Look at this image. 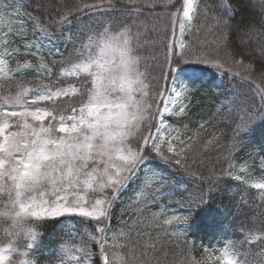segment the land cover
<instances>
[{
  "label": "trees",
  "instance_id": "obj_1",
  "mask_svg": "<svg viewBox=\"0 0 264 264\" xmlns=\"http://www.w3.org/2000/svg\"><path fill=\"white\" fill-rule=\"evenodd\" d=\"M16 3L21 5L22 14L31 26L36 27L35 19L29 17L38 18L40 25L51 33L49 40L61 46L62 54L52 59L55 65L50 61L52 68L57 67L56 72L67 53L75 50L91 33L107 26L113 30L130 29L150 97L155 95L156 78L164 66L169 45L176 56L183 51L186 58L191 57L193 65L185 67L204 73V80L196 82L199 87L186 102V113L163 117L176 136L181 134L185 142L183 159L188 171L165 165L162 170L168 178L166 186L153 185L146 193V200L134 205L130 198L141 183L144 169L140 170L110 209L108 227L123 226L128 232L127 242L134 250V264H221L212 258L211 250L222 241L231 242L240 264H264V200L260 198L264 190L248 182V177L253 181L264 174V167H261L264 163V118L256 123L253 121L239 133L242 146L233 151L231 157L228 155L235 124L240 123L245 114L241 109L257 108L261 104L259 95L254 85L241 78L247 74L242 68H233L241 73L234 78L231 74L221 75L207 65L195 64L197 56L225 57L226 53L239 52L247 57L246 64L259 65V48L264 45V11L258 0H229L235 20L242 23L239 35L230 34L227 48L222 44L221 29L215 22V18L222 15L227 18L220 7L221 0H199L197 13L183 32L179 22L183 20L184 0L155 3L154 0H136L135 3L112 0L111 4L109 0H17ZM174 12L177 13L175 17L170 15ZM65 14L69 15L71 23L58 25L53 22ZM240 36L244 44L240 43ZM77 38L81 39L75 42ZM164 71H168L167 67ZM64 79L63 85H73L80 92L61 97L54 103L48 102L49 109H63L69 104L79 108L86 103L85 90L91 87V78L80 75ZM256 84L264 88V81L258 78ZM156 103L162 106L159 98ZM229 163L247 165L246 178L236 180L234 175L222 176V172L230 169ZM209 181L216 186L203 207L194 212L180 208V204L186 203L185 197L196 191L208 192ZM162 207L179 208L188 215L191 212L182 235L165 229L157 217ZM76 224L93 230L92 222ZM36 225L42 235L33 251L37 255L36 264H41L53 257L55 245L66 240L67 229L62 219H42ZM93 253L91 264H102L97 244Z\"/></svg>",
  "mask_w": 264,
  "mask_h": 264
},
{
  "label": "snow or ice",
  "instance_id": "obj_2",
  "mask_svg": "<svg viewBox=\"0 0 264 264\" xmlns=\"http://www.w3.org/2000/svg\"><path fill=\"white\" fill-rule=\"evenodd\" d=\"M129 2L135 3L136 0H129ZM155 2H160V0H154ZM109 3L111 4L112 0H109ZM258 5L264 11V0H258ZM84 7L91 8L95 5H85ZM220 7L227 18L222 15L215 18V22L221 29L222 44L227 48L230 34L239 35L242 21L235 20L229 0H221ZM7 8L11 9L12 13L19 15V8L16 4H8ZM192 8V0H184L183 17L187 21L192 20V16H190ZM4 9L5 5L0 3V10ZM170 15L175 17L177 13L174 12ZM29 18L35 19L36 27H39L46 37L51 36L47 28L40 25L38 18ZM3 21L4 15H0V23ZM53 22L58 25L71 23L68 14ZM179 28L181 32L185 30L184 20L179 22ZM18 34L23 38L27 35V28L22 26ZM240 43L244 44L242 36H240ZM25 47L28 51L35 47L36 53L34 54H38L40 51L36 45L26 44ZM88 47L89 45H84L85 49ZM168 48L169 51L165 53L164 66L161 67L160 75L156 78L155 95L149 96L146 85L139 89L146 100L143 105L136 102L137 111L131 114L135 123H131L128 119L129 113L124 112L119 122L121 126L111 127L110 112H104L93 102L94 95L89 102L82 103L78 109L71 104L63 109L56 107L49 109L38 105V102L41 101H53L54 103V98L79 93L80 89L73 85H69L67 88L39 85L34 89L20 86L14 94L7 95L0 100L3 105L21 109L19 112L0 111V134L10 127L9 116L20 117L24 120L23 131L4 135L0 140V193L6 192L9 198L14 194L17 201L26 191L31 193L26 200L20 203V209L37 220L79 217L81 219L76 223L81 225L85 221L94 222L92 224L93 231L85 230L84 233H80V230L76 229V233L80 235L79 246L73 247L64 244L63 249H58L59 264H89L94 254L87 247L88 241L97 244L102 264H110L109 254L106 251L107 222L111 216L110 209L121 191L127 188L141 169L146 167L147 178L159 188L165 187L168 178L162 169L153 166L154 161L171 168L188 171L183 159L184 147L181 146L177 149L171 143L172 139L179 141L180 145H183L184 141L180 140L179 135L172 137L171 131L165 135V129H170L171 126L165 125L163 117L165 113L172 114L170 106L175 104L181 95L185 99L191 95V84L203 81L204 73L185 67L193 65L191 57L186 58L185 52L181 51L176 56L170 45ZM55 50L59 54V48L56 47ZM83 55L84 52H81L80 56ZM121 55L126 74L129 63L126 51ZM173 56L176 58L173 59ZM237 56L240 58L237 59ZM259 58L261 61L259 65L246 64L247 57L242 56L239 52L226 53L225 57L197 56L195 60V64L207 65L221 75L231 74L234 78L241 76L239 71H233L234 67L244 69L247 74L241 78L246 83L254 85L255 93L259 95L261 104L257 108L241 109L245 114L240 123L235 124L232 143L228 149L229 157L232 156L233 151L242 146L238 139L239 133L246 130L253 121L264 118V88L256 84V78L264 81V45L259 48ZM0 63L3 62L0 61ZM174 64L176 67H173ZM23 67L30 68L31 64L25 62ZM164 67H167V72L164 71ZM39 68H47V65L41 62ZM48 72L51 73L50 68H48ZM181 73L186 78L182 79ZM81 74H84L86 79L88 78L89 64L73 63L70 68H66L62 72L64 76H80ZM125 81L126 75L121 77L119 87L127 93L126 97L115 98L114 102L108 104L109 108H122L126 102L132 101L134 90L132 86L138 81H127V87H125ZM93 84H96L95 80L91 81V85ZM85 91L88 95L93 89L90 87ZM29 95L32 96L31 103L28 100ZM157 98L160 99V104L163 107L156 103ZM33 105H37L34 110ZM187 107L188 105L180 106L175 114H185ZM28 117L39 123L37 125L29 124ZM158 117L161 118L159 121ZM45 119L49 120L47 126L44 124ZM200 127L203 128L204 125L202 124ZM166 143L167 147H165ZM97 158L103 161V170L97 171L93 167L89 171V161L95 163ZM233 167L229 163V168ZM261 167H264V163ZM241 170L243 171V169ZM192 175L195 174L192 173ZM221 175L231 177L232 172L225 170ZM234 178L241 180L240 176ZM201 179L204 178L201 177ZM215 186L209 181L208 192L202 190L197 197L190 199L187 209L192 210L204 204L206 198L211 195V189ZM254 187L264 189V179L255 183ZM106 189H110L111 194L110 196L106 195L104 199H95L92 202L85 198L89 192L103 193ZM260 198L264 200V192L260 194ZM190 214L191 212H189ZM187 220L188 216H185L183 222L186 223ZM172 223V220H165V224ZM257 238L252 237V239ZM71 240L73 244H76L75 236H71ZM229 254L230 251L226 248L224 255L228 256ZM225 264H234V261L228 259Z\"/></svg>",
  "mask_w": 264,
  "mask_h": 264
},
{
  "label": "rangeland",
  "instance_id": "obj_3",
  "mask_svg": "<svg viewBox=\"0 0 264 264\" xmlns=\"http://www.w3.org/2000/svg\"><path fill=\"white\" fill-rule=\"evenodd\" d=\"M17 0H0V3L5 5L4 10H0V15H4V21L3 23H0V61L3 63H0V100L3 99V97L14 94L15 91L18 90L20 86L27 87L29 89H34L39 85H52L55 87H63L67 88L69 85H63L61 81H65L64 78L70 77V76H64L62 75V72L66 68H70V66L75 63L79 57L80 53L85 51L84 45L85 41L88 37L84 38L82 43H79L77 48L75 50H71V53H67L66 56H64V59L61 62V65L59 66L58 72L55 70L57 67L52 68L51 64L55 65V60H52L53 57L57 55H61V46L54 44L49 40L48 37L44 35V33L37 27L31 26L28 21L24 18V15L22 14L21 5L19 3H16ZM199 0H194V5L192 10H190V16H192V20L197 13V6H198ZM8 4H16L19 8V15H16L11 12V9L7 8ZM7 13V14H5ZM183 20L185 22V27L187 28L191 21H187L184 17ZM10 22V27H9ZM27 28V35L23 38L18 34L21 27ZM79 39L77 38L75 42H78ZM26 44L36 45L39 47L40 51L38 54L36 53V48H32L31 51H28L25 47ZM56 47L59 48V54L56 53ZM65 49V48H64ZM13 52H15V55H13ZM52 60V61H51ZM51 61V64H50ZM25 62L31 64L30 68H24L23 65ZM43 62L47 65V68H39L40 63ZM48 68L51 69V73L48 72ZM84 75V74H81ZM181 78H186L183 73H181ZM171 85L169 84V87ZM199 84H191L190 91L191 94L198 89ZM179 90V89H178ZM191 95L187 97V99L184 98L183 95L180 96L179 99L176 100V103L170 106V112L172 114L165 113V116H175L178 112V109L180 106H183L186 104L187 100L189 99ZM65 97V96H62ZM61 98V97H60ZM55 101L59 98H54ZM29 103H31L32 96L29 95L28 97ZM48 102L52 101H41L38 102V105L40 107H46V104ZM37 105H33V110L35 109ZM163 107V105L161 106ZM78 109V108H77ZM0 111H21L20 108L17 107H11L8 105H3L0 103ZM70 114V113H68ZM262 119V118H261ZM261 119L255 120L259 121ZM8 122L10 124V127L5 130L3 134H0V140H2L4 135H8L12 132H20L23 131V124L24 120L20 117H11L9 116ZM27 122L32 125H37L39 122L32 120L31 117L27 118ZM49 123L48 119L44 120L45 126ZM165 125L166 122L164 121ZM171 131V136L175 137L176 133L173 131V129H169L165 131V135L168 134V132ZM63 135V134H60ZM180 140H181V134H179ZM171 143L173 147L179 148L183 145H185V142L183 145H180L179 141L172 139ZM165 147H167V143L165 144ZM153 166L163 169L165 165L160 164L158 161L153 162ZM234 167L229 169V171L232 172V175L234 176H240L242 177V170L244 171L248 168L247 166L242 165H233ZM95 167L97 171H102L104 168V163L102 160L97 158L95 160V163L93 161H89V171ZM143 170V169H141ZM147 173V167L144 168L142 173V180L141 183L138 185L137 190L132 194L131 196V204H140L143 201L146 200L147 196L146 193L152 188L153 185H155L152 180H149L146 176ZM264 179V174L261 175L258 180L256 181H250L252 186H254L255 183L258 181ZM256 188V187H254ZM127 189V188H126ZM258 189V188H256ZM125 190V189H124ZM264 190V189H259ZM201 191H196L195 193H192L190 196L185 197L186 203L180 204V208H185V211H192L194 212L197 208L203 207L207 202L208 198H206V201L204 204L200 205L199 207L189 210L187 209L188 202L190 199L197 197L200 194ZM111 190L106 189L103 193L101 192H89L86 194L85 198L86 200L94 202L95 199H104L106 195L110 196ZM196 194V196H195ZM0 198L6 199V194L0 193ZM91 205L89 204V207ZM185 216L189 215L185 214V212H180L179 208H164L162 207L157 214L158 219L161 220L163 223L165 229L173 230L174 233L177 235H182L184 228L187 226L188 220L186 223L183 222V218ZM77 219H81L79 217H75ZM74 217H61L59 219H62L64 222V227L67 229L66 234V240L60 241L56 247L52 251V256L50 259L47 258L46 261H42L41 264H59L58 258H57V251L60 248L59 246L61 244H68L69 246L77 247L80 243V235L76 233V229L80 230V233H84L85 230L87 231H93L89 227L80 228L76 223H74L75 219ZM42 220V219H41ZM165 220H172V224H165ZM39 221V220H38ZM90 223V222H88ZM94 224V222H92ZM74 226V227H73ZM122 226V225H121ZM123 227V226H122ZM114 228V227H108V231L106 233L107 240H106V251L109 254V261L110 264H134V250L132 247H129V244L127 242L128 239V232L124 228ZM64 228V229H65ZM158 228L161 229V227L158 225ZM173 233V234H174ZM174 234V235H175ZM71 236L76 237V244L72 243ZM36 245V244H35ZM95 243L88 241L87 247L89 250L93 253ZM36 248V246L31 250V258L35 261L36 264V253L33 251ZM228 248L229 251L233 254L232 259L234 261V264H240L237 260V256L235 254L233 245H231L230 241H222L220 244H218L214 249L211 250V256L217 261H220L221 264H224L223 260V254L224 250ZM33 251V252H32ZM94 254V253H93ZM94 258V255H93ZM92 258V260H93ZM49 259V261H47ZM92 261L89 262L91 264Z\"/></svg>",
  "mask_w": 264,
  "mask_h": 264
},
{
  "label": "clouds",
  "instance_id": "obj_4",
  "mask_svg": "<svg viewBox=\"0 0 264 264\" xmlns=\"http://www.w3.org/2000/svg\"><path fill=\"white\" fill-rule=\"evenodd\" d=\"M85 45L89 47L75 63L89 64L88 78L96 81V84L91 85L93 91L87 95L86 103L94 95L93 102L104 112H110L109 120L113 128L121 126L119 122L124 112L129 113V121L135 123L131 114L137 111L136 102L143 105L146 97L139 90L145 85L144 73L140 69V57L134 47L130 29L124 27L113 30L106 26L91 33ZM125 51L129 61L126 74L121 55ZM125 75V87H127V81H138L132 86L134 89L132 101L126 102L122 108H109L108 104L114 102L115 98H125L127 95L119 87L121 77ZM4 194H6V199L0 198V264H35L31 258V250L35 247L42 232L37 228L38 220L20 209V203L26 200L31 193L26 191L19 201L14 194L11 198L6 192ZM59 247L63 249L65 245L61 244ZM232 255L231 252L228 256L223 254L224 264L226 260L232 259Z\"/></svg>",
  "mask_w": 264,
  "mask_h": 264
},
{
  "label": "bare ground",
  "instance_id": "obj_5",
  "mask_svg": "<svg viewBox=\"0 0 264 264\" xmlns=\"http://www.w3.org/2000/svg\"><path fill=\"white\" fill-rule=\"evenodd\" d=\"M192 3H193V5H194V0H192Z\"/></svg>",
  "mask_w": 264,
  "mask_h": 264
}]
</instances>
